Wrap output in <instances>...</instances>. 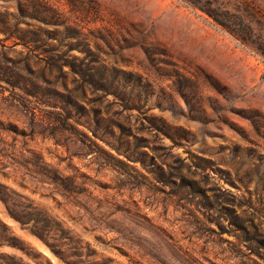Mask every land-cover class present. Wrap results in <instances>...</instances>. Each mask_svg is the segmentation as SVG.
I'll return each mask as SVG.
<instances>
[{
  "label": "rangeland",
  "instance_id": "374dc122",
  "mask_svg": "<svg viewBox=\"0 0 264 264\" xmlns=\"http://www.w3.org/2000/svg\"><path fill=\"white\" fill-rule=\"evenodd\" d=\"M0 11L35 39L0 33V182L95 252L58 258L0 198L17 239L0 227V264H264V0ZM88 122L138 161L89 149L76 133ZM41 160L80 191L34 172Z\"/></svg>",
  "mask_w": 264,
  "mask_h": 264
},
{
  "label": "trees",
  "instance_id": "16d2710c",
  "mask_svg": "<svg viewBox=\"0 0 264 264\" xmlns=\"http://www.w3.org/2000/svg\"><path fill=\"white\" fill-rule=\"evenodd\" d=\"M19 18H15V21H11L7 18L5 12L0 11V33L4 35L3 40H13L15 44L28 43L34 41V36H28L21 33L19 28ZM88 130L89 134L85 130L77 129L78 135L88 141L85 145L92 149V151H98L103 153L106 157L115 159L117 163L132 166L131 162L138 161L134 152L130 153L127 150H122L120 146H116L106 137L105 133H99L97 128H92L88 122L83 124ZM101 141L106 143L109 148H106L101 144ZM115 150V152H113ZM34 172L42 174L45 178L58 183L64 191L79 192L80 187L74 180L72 175H63L58 169L50 167L47 163L41 160L37 162ZM19 196L18 207L11 206V199L13 195ZM0 198L7 204V209L11 217L18 221L21 225L29 228L32 233L39 236L45 241L50 250L60 259L68 260L73 256L81 257L84 252L83 249L87 246L88 255H92L95 252L89 247L88 243H84L83 238L76 235L73 229L65 227L63 222L58 220L57 217L46 212L44 209L39 208L34 201L27 195L16 193L8 185L0 182ZM15 205V204H14ZM1 236L11 244L17 245L16 237L9 232V228L6 223L0 220ZM87 244V245H85ZM85 264V262H81Z\"/></svg>",
  "mask_w": 264,
  "mask_h": 264
}]
</instances>
